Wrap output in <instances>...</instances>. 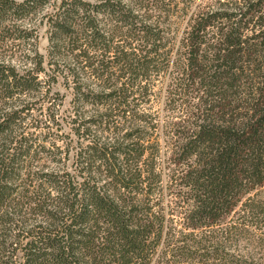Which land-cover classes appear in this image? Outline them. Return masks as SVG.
I'll use <instances>...</instances> for the list:
<instances>
[{"label":"trees","instance_id":"trees-1","mask_svg":"<svg viewBox=\"0 0 264 264\" xmlns=\"http://www.w3.org/2000/svg\"><path fill=\"white\" fill-rule=\"evenodd\" d=\"M263 186L264 0H0V264H259Z\"/></svg>","mask_w":264,"mask_h":264},{"label":"rangeland","instance_id":"rangeland-1","mask_svg":"<svg viewBox=\"0 0 264 264\" xmlns=\"http://www.w3.org/2000/svg\"><path fill=\"white\" fill-rule=\"evenodd\" d=\"M17 1H22V0H17ZM200 1V0H198ZM38 24V23H37ZM38 26V25H37ZM39 36L37 38V44L36 47L38 49V51L42 54H46L47 51V46H48V34H47V27L45 26V24L43 25H39ZM26 52V51H25ZM23 66V65H22ZM21 69V67H20ZM161 85V83H159V86ZM55 90L60 91L62 94H67L66 98L63 101L62 106L60 107V114L65 115L69 113V110H71L70 107V90H67L63 87V80L59 79V82L57 84H55L54 86ZM161 87V86H160ZM160 87L158 88L160 90ZM162 103V99H160L159 101L157 100V102L155 103V108L154 110H157L160 108V105ZM66 110V111H65ZM63 127L61 129V132L63 135H61V137H66V133L70 132V126L69 124H67V122H63ZM72 138H75V135L72 134L71 135ZM257 192L259 193V195L261 197L264 198V186L259 188L257 190ZM259 264H264V259H262Z\"/></svg>","mask_w":264,"mask_h":264}]
</instances>
